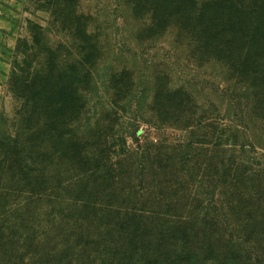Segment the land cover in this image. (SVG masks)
Instances as JSON below:
<instances>
[{
	"label": "trees",
	"instance_id": "1",
	"mask_svg": "<svg viewBox=\"0 0 264 264\" xmlns=\"http://www.w3.org/2000/svg\"><path fill=\"white\" fill-rule=\"evenodd\" d=\"M157 3L176 10L165 16L157 9L152 26L176 23L199 52L233 59L264 109V0ZM82 41L90 46L80 54L81 75L89 77L88 57L99 50L90 36ZM162 91L169 108L177 91ZM33 97L30 125L3 154L1 172L10 180L0 205V264H264V174L254 208L253 185H241L253 184L258 168L237 157L206 163L209 146L195 132L176 145L136 138L134 148L117 153L73 115L78 101V112L86 107L83 94L73 96L56 77L49 92Z\"/></svg>",
	"mask_w": 264,
	"mask_h": 264
},
{
	"label": "rangeland",
	"instance_id": "2",
	"mask_svg": "<svg viewBox=\"0 0 264 264\" xmlns=\"http://www.w3.org/2000/svg\"><path fill=\"white\" fill-rule=\"evenodd\" d=\"M157 2L0 0V205L10 180L1 172L3 154L12 150L19 130L30 125V99L49 92L56 77L73 96L84 95L86 107L78 112V101L73 115L96 130L99 144L113 145L118 153L134 148L136 138L142 145L146 140L176 145L195 132L196 140L211 149L203 147L212 157L206 163L237 157L247 168H258L253 184L241 183L244 188L253 185L251 204L257 205L258 178L264 174V109H257V91L244 87L251 79L240 74L233 59L199 52L192 35L182 37L170 22L172 16L165 28L152 26L157 9L165 16L176 10ZM83 36H90L99 50L88 57L89 77L80 69L81 51L90 46ZM44 76L48 81L42 87ZM166 87L177 91L169 108L162 91ZM247 99L246 117L242 104ZM212 196L205 194V202ZM221 198L232 200L226 192ZM234 222L242 228L248 221Z\"/></svg>",
	"mask_w": 264,
	"mask_h": 264
}]
</instances>
